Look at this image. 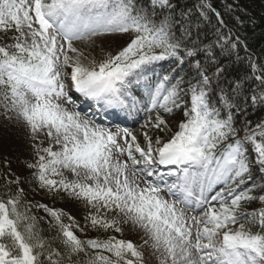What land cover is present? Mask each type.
<instances>
[{
	"label": "snow or ice",
	"instance_id": "snow-or-ice-1",
	"mask_svg": "<svg viewBox=\"0 0 264 264\" xmlns=\"http://www.w3.org/2000/svg\"><path fill=\"white\" fill-rule=\"evenodd\" d=\"M175 7L174 0H0V33L16 34L7 37L12 43L0 44V109L6 117L11 113L23 121L33 139L39 133L52 142L37 149L35 162L26 167L41 188L63 192L94 209L85 217L91 228L120 233L119 222L104 217L108 212L122 216L124 223L144 232L145 245L159 253V264H264V185L256 191L254 176V170L264 172V122L250 131L245 125V136L235 138L234 117L243 110L240 96L246 86L236 82L228 85L230 91L220 89L225 69L217 65L209 75L197 59L203 51L205 59L214 62L213 53L181 48L173 33ZM129 33L134 34L130 42L99 63L83 64V53L73 47V41ZM169 59L176 67L148 84L146 92L153 109H185V121L163 146L153 149L145 134V151L135 136L121 130L132 141L125 139L122 148L120 131L113 133L61 103L74 104L63 80L65 67L72 70L76 92L128 107L121 98L124 92L133 83L147 81L152 66ZM185 63L195 80L173 75ZM250 66L257 89L247 102L264 106V74L255 62ZM185 97L187 103L182 104ZM152 126L167 127L159 116ZM124 154L130 164L116 158ZM154 164L183 168V182L164 189L147 179L154 175ZM215 185L222 187L210 199L205 197ZM177 187L184 193L180 203L188 206L195 199L202 215L187 217L175 201L160 195L165 190L175 195ZM21 191L0 198V264H144L143 253L131 241L115 236L81 240L72 230L78 226L63 222V212L41 205L57 228L60 244L54 247L39 231L36 217L20 211ZM254 202L261 207L243 211Z\"/></svg>",
	"mask_w": 264,
	"mask_h": 264
},
{
	"label": "trees",
	"instance_id": "trees-1",
	"mask_svg": "<svg viewBox=\"0 0 264 264\" xmlns=\"http://www.w3.org/2000/svg\"><path fill=\"white\" fill-rule=\"evenodd\" d=\"M174 3L176 7L174 10L175 23L173 33L175 38L182 41L181 48L187 50L195 47L201 50L207 49L213 53L214 62L210 59H205L203 51L197 59L201 61L202 67L208 71L209 75H212L217 65L225 69V72L220 76V81H223L219 85L220 89L230 91L228 85L236 82L245 84V90L240 96V99L244 101L241 106L243 110L234 117V126L237 129L235 138L242 139L246 134L245 125H247V130L250 131L257 124L264 122V106H250L247 102V97L251 94V90L257 89V82L254 80V74L250 66L251 62H255L260 74H264V0H174ZM204 5H207V7ZM79 44V41H74L73 47L83 53L80 58L83 64L88 65L93 60L99 63L96 57L78 47ZM233 44L236 45L235 48L232 47ZM68 55L73 60L77 58L73 53H68ZM152 67L154 72L147 74V81L142 80L140 83H133L121 96L127 105L132 102H137V105H139L143 101L148 100L146 96L147 85H154L160 77L171 73L172 69L176 67V61L174 59L160 61ZM189 68L190 64L185 63L182 66L183 70H179L178 73H173V75L176 79L186 77L188 80H195L196 77L189 72ZM172 83H175V79ZM213 84H217L216 79H213ZM248 85L251 86V89L247 88ZM217 92L219 93V89H217ZM181 103L186 104L187 97ZM184 111V108L176 109L172 113L159 110L164 115L167 127L162 126L158 131L151 132L153 135L151 142L154 147L157 148L166 143V141H170V137L166 133H171L176 129V121H179L178 125L182 123L185 119ZM157 139H159L160 145L156 144ZM247 147L249 155L252 156L251 145ZM33 162H35V158L27 163ZM17 166L26 167L25 163H19ZM254 176L255 183L258 186L256 191H259V186L264 185V172L254 170ZM14 180L17 179L8 172V166L0 160V198L7 199L17 191L22 190L20 183H13ZM221 187L220 185L217 191ZM60 195L64 198H71L63 192ZM20 196L22 201L20 211H28L29 215L36 217L37 227L45 239L54 241V247L59 246L57 228L52 217L42 208L32 203L26 191L22 190ZM259 207L261 205L258 202H254L246 206L243 211L251 212ZM76 214H78L77 218L83 222V225L80 229L75 230L73 228L72 230L81 240H103L110 236L121 239L120 233L114 230L105 232L91 228L85 220V217L88 216L87 214L82 212H77ZM63 222L66 225L70 224L64 217ZM57 250H59V247H57Z\"/></svg>",
	"mask_w": 264,
	"mask_h": 264
},
{
	"label": "rangeland",
	"instance_id": "rangeland-1",
	"mask_svg": "<svg viewBox=\"0 0 264 264\" xmlns=\"http://www.w3.org/2000/svg\"><path fill=\"white\" fill-rule=\"evenodd\" d=\"M16 35L14 32H9L6 34L0 33V37H4V39H0V44H3L6 40L7 43H12L11 39H7V37H11ZM134 34H117L112 36H99L93 37L88 42L80 41L78 47L86 50L93 57H96L100 62L105 59L109 55L117 54L130 40L133 38ZM159 51V50H157ZM71 68L65 67L63 69V80L66 84V90L68 93V97L74 102V104H67L65 102H61L64 104L69 111H78L85 118L91 119L96 124L109 129L111 132L116 133L118 131L121 132V135L117 137V141L122 148H126L125 139H127L128 143H131V137H123V132L121 130H127L133 136L136 137V144L140 146L141 149L147 150V141L145 139V134L151 139L153 135L151 132L158 131L157 128H154L152 124L155 123L157 116L164 119V115L159 112L158 109H153L151 105L145 106L141 110L129 111L124 108H117L113 111H110L108 115H95L88 112L86 101L83 105H78L76 101L77 95L74 94V90L71 87ZM106 105H109L106 103ZM185 118V116H184ZM185 119L182 121L184 122ZM179 121H176L177 127L171 133H166L170 140L175 135L177 131H179ZM145 125H148L145 127ZM167 143V141H166ZM52 144L45 136L37 134V139H33L28 127L23 123V121L18 120L14 114H7L2 109H0V160L3 161L8 166V172L13 175L16 179H19L20 188L26 191L29 194V198L32 203L36 204L38 207L41 205L46 206L52 210H58L64 213V218L71 224L75 223L78 227H75V230L80 229L83 225L82 221H79L77 218V212H82L84 214L89 215L90 213H94V209H90L82 200L76 201L74 199H68L61 197L60 193L50 192L47 189L41 188L37 182V180L33 176V170L28 169L27 167L22 168V166H17L19 163H25V166L28 164V161H31L33 158L36 159V150L49 147ZM163 146V145H162ZM135 147V145L133 146ZM153 149L156 147L153 146ZM53 150H59L58 147L53 146ZM138 159L139 153L133 152ZM155 157V152L153 153ZM120 161L128 162L127 155H120L116 157ZM143 162L140 166L142 167ZM174 166V165H168ZM155 169L153 177L147 178L152 182L156 183L160 187L167 189L169 186L177 185L179 183H172L168 178H164L165 176L160 172L161 169H165L164 165L154 164L152 166ZM176 167V166H175ZM189 172H194L195 169H188ZM65 176L68 179H75L71 173L65 172ZM59 179V177H56ZM172 183V185H171ZM215 190V189H214ZM212 189V191H214ZM175 195L170 194L167 190L161 192V196L168 201H175L177 206L183 208L185 210V215L187 217L191 216H199L203 213L201 212L203 209L197 207L195 204V199H193V203L191 205L185 206L180 203V201L184 198V193L177 189H174ZM211 190L206 191L204 193L205 197H208ZM211 191V192H212ZM199 197L198 190L195 192V198ZM212 206L218 207V204L212 202ZM42 208V207H40ZM43 209V208H42ZM71 216L72 221L68 220V217ZM108 220L118 221V225L122 232H120L121 240L131 241L135 246L139 248V250L143 253L144 256V264H159L157 260V256L159 253H154V251L148 246L145 245L144 241L147 238L143 231L134 228L131 224H126L123 222L124 218L114 212H108L104 217ZM236 227H238L236 225Z\"/></svg>",
	"mask_w": 264,
	"mask_h": 264
},
{
	"label": "bare ground",
	"instance_id": "bare-ground-1",
	"mask_svg": "<svg viewBox=\"0 0 264 264\" xmlns=\"http://www.w3.org/2000/svg\"><path fill=\"white\" fill-rule=\"evenodd\" d=\"M77 215H78V214H77ZM77 215H76V216H77Z\"/></svg>",
	"mask_w": 264,
	"mask_h": 264
}]
</instances>
